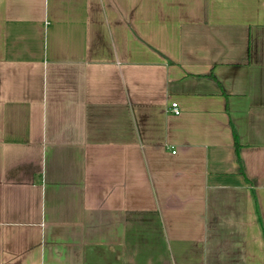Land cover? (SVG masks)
<instances>
[{"label":"crops","instance_id":"1","mask_svg":"<svg viewBox=\"0 0 264 264\" xmlns=\"http://www.w3.org/2000/svg\"><path fill=\"white\" fill-rule=\"evenodd\" d=\"M0 264H264V0H0Z\"/></svg>","mask_w":264,"mask_h":264},{"label":"built area","instance_id":"2","mask_svg":"<svg viewBox=\"0 0 264 264\" xmlns=\"http://www.w3.org/2000/svg\"><path fill=\"white\" fill-rule=\"evenodd\" d=\"M169 112L174 114V115L180 114V110L177 106V103H171L170 108H169ZM172 153H174V151H172Z\"/></svg>","mask_w":264,"mask_h":264}]
</instances>
